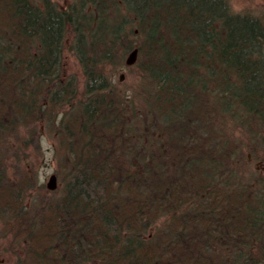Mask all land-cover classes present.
<instances>
[{
    "label": "trees",
    "instance_id": "trees-1",
    "mask_svg": "<svg viewBox=\"0 0 264 264\" xmlns=\"http://www.w3.org/2000/svg\"><path fill=\"white\" fill-rule=\"evenodd\" d=\"M42 1L40 10L31 0H0V135L18 138L23 129L30 138L48 123L68 154L60 199L41 200L38 210L39 200L26 204L27 172L8 175L0 164V224L22 247L18 264H237L233 257L243 256L238 247L257 228L259 213L249 189L225 173L231 142L203 120L195 91L205 90L199 69L216 80L214 70L224 69L219 107L255 109L264 99L259 24L229 13L224 0H88L89 16ZM115 3L125 15L107 28ZM127 19L155 50L154 108L173 135L170 155L129 147L122 99L102 72L113 40H83L110 28L117 36ZM67 30L85 76L82 99L60 72ZM112 149L136 157V168L118 167ZM214 239L235 252L222 257L210 247Z\"/></svg>",
    "mask_w": 264,
    "mask_h": 264
},
{
    "label": "rangeland",
    "instance_id": "rangeland-1",
    "mask_svg": "<svg viewBox=\"0 0 264 264\" xmlns=\"http://www.w3.org/2000/svg\"><path fill=\"white\" fill-rule=\"evenodd\" d=\"M31 1L38 9L44 8L42 0ZM224 1L229 13L255 20L264 31V0ZM47 3L59 11H67L72 6L70 9L76 11L77 15L84 13V16H87L93 10L88 0H47ZM107 15L109 18L105 26L109 28V24L113 27L114 23L119 22V18L125 15V12L119 3H115L114 6L111 5L108 8ZM127 20L128 23L122 26V31L117 36L111 33L112 28H110L109 32L107 29L106 34L89 36L83 40H113L104 48L102 72L106 83L110 84L115 94L122 99L126 113L125 119L132 130L129 134L131 137L129 147L131 149L136 147L139 153L162 151L163 154L170 155L173 135L167 126V121L160 116L156 107L154 108L157 78L153 77L150 71L155 50L146 42L148 37L145 36L144 30L140 29L138 23ZM71 40H74V35L67 30L60 72L64 75L63 77L75 81L77 98L82 99L85 76L81 64L70 49ZM133 48H137L136 62L131 66H126L125 58ZM261 50L260 80L264 85V44ZM207 62L211 65L209 61ZM214 72L218 74L219 79L206 78L205 68L199 69V75L204 79L205 90L198 88L195 92L197 98L202 100L204 111L202 118L210 121L209 126L220 131L225 141L231 142L233 157L226 165L225 173L235 175L238 181L249 189L248 197L251 199V205L259 213L257 228L248 234L240 244V248L238 247L243 256L233 258L237 259V264H264V99L254 104L253 111L236 104L233 106L230 104L226 110H222L223 106L219 107L215 93L220 92V79L222 80L223 76L227 79L226 72L219 68H216ZM119 75H122L121 81H119ZM228 76L230 80V75ZM195 104L198 106L197 103ZM70 110L71 107L67 106L59 114L57 113L54 126L56 120ZM52 127L53 125L41 122L30 138L23 133V129L20 130L18 138L12 135L7 137L0 135V164H3L8 175L12 172H17L16 175L27 172V185L29 186L26 204L32 207L34 202L37 203L39 200L35 206L36 210L41 208V203H39L41 200L48 205L56 203L61 197L63 188L59 182V175L64 171L68 154L61 152L60 143ZM110 152L115 156L118 167L128 170L136 168L137 159L132 157V154L114 149ZM166 167L168 175L173 177L175 170L169 165ZM52 174L56 176L57 183L56 189L50 191L46 189L45 184ZM35 217L40 216L35 215ZM152 233L153 230L147 238L150 239ZM210 247L224 258L229 257L230 253L236 250L235 247L226 244L223 239L212 240ZM21 248L20 244L7 233V227L0 224V264H18L23 257Z\"/></svg>",
    "mask_w": 264,
    "mask_h": 264
},
{
    "label": "water",
    "instance_id": "water-1",
    "mask_svg": "<svg viewBox=\"0 0 264 264\" xmlns=\"http://www.w3.org/2000/svg\"><path fill=\"white\" fill-rule=\"evenodd\" d=\"M136 59H137V48H133L128 53L127 57L125 58L124 63L126 66H131L136 62ZM120 80H122V75H120ZM56 183H57L56 176L52 174L49 176L45 184V187L47 190L53 191L56 189Z\"/></svg>",
    "mask_w": 264,
    "mask_h": 264
},
{
    "label": "bare ground",
    "instance_id": "bare-ground-1",
    "mask_svg": "<svg viewBox=\"0 0 264 264\" xmlns=\"http://www.w3.org/2000/svg\"><path fill=\"white\" fill-rule=\"evenodd\" d=\"M134 64H135V63H134ZM119 81H121V80H120V75H119Z\"/></svg>",
    "mask_w": 264,
    "mask_h": 264
}]
</instances>
